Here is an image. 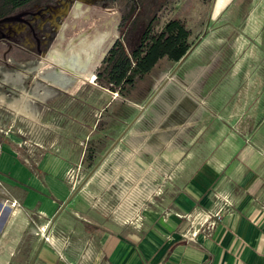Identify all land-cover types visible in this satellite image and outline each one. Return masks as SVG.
<instances>
[{
    "label": "rangeland",
    "instance_id": "rangeland-1",
    "mask_svg": "<svg viewBox=\"0 0 264 264\" xmlns=\"http://www.w3.org/2000/svg\"><path fill=\"white\" fill-rule=\"evenodd\" d=\"M122 14L126 48L151 16L153 32L178 18L190 44L203 35L134 123V134L117 143L85 186L92 202L101 191L91 208L94 227L120 231L137 226L145 204L163 193L159 139L164 148L174 145L179 109L187 117L199 110L208 129L226 124L244 135L264 117V105L250 101L258 81L255 96L264 100V0H32L0 21V180L64 201L68 185L72 191L135 114L137 107L119 106L121 97L93 79L116 33L121 40ZM80 18L92 26L70 38ZM174 65L160 59L129 100L141 105ZM210 98L212 105L203 102ZM219 98L223 104L215 105ZM231 115L240 121L231 122ZM49 156L66 160V167L45 164Z\"/></svg>",
    "mask_w": 264,
    "mask_h": 264
},
{
    "label": "crops",
    "instance_id": "crops-1",
    "mask_svg": "<svg viewBox=\"0 0 264 264\" xmlns=\"http://www.w3.org/2000/svg\"><path fill=\"white\" fill-rule=\"evenodd\" d=\"M251 88L256 98L250 101L263 106L264 100L255 96L261 89L259 81ZM155 96L118 142L134 134V123L149 110ZM206 100V104L214 102ZM221 100L215 99V105L223 104ZM118 104L137 106L125 98ZM180 111L176 128L173 116L174 145L167 143L164 148L163 137L159 139L157 169L163 193L145 204L137 226L121 231L94 227L91 208L101 191L94 202V195L84 193L92 176L67 203L68 211H63L66 205L56 216L32 264H264V117L244 135L226 124L214 131L206 128L199 110L189 118ZM239 117L242 121L243 115ZM239 117L231 115V122ZM229 119L227 115L225 121ZM195 123L202 125L194 127ZM46 160L53 168L66 167L64 159L49 156ZM70 193L68 185L65 195ZM63 199L37 194L12 178L0 180V264L29 263L40 240V227L45 230ZM217 210L220 217L214 225L199 228L204 214ZM119 216L123 218L124 212ZM189 232L192 239L184 235Z\"/></svg>",
    "mask_w": 264,
    "mask_h": 264
},
{
    "label": "trees",
    "instance_id": "trees-1",
    "mask_svg": "<svg viewBox=\"0 0 264 264\" xmlns=\"http://www.w3.org/2000/svg\"><path fill=\"white\" fill-rule=\"evenodd\" d=\"M30 1L32 0H0V18L11 15ZM127 18V14H122L119 23L121 40L114 42L101 63L98 67L96 66L94 80L100 87L116 92L122 98L129 100L130 92L136 82L148 74L160 59L164 58L171 63H176L190 43L187 40L189 30L183 26L181 20L169 18L162 23L158 31L153 32L154 16H151L136 43L126 48L121 25ZM91 26L90 21L78 19L70 38L88 31Z\"/></svg>",
    "mask_w": 264,
    "mask_h": 264
},
{
    "label": "water",
    "instance_id": "water-1",
    "mask_svg": "<svg viewBox=\"0 0 264 264\" xmlns=\"http://www.w3.org/2000/svg\"><path fill=\"white\" fill-rule=\"evenodd\" d=\"M8 16H4L2 18H0L1 20L6 19ZM118 19H117V25H118ZM115 26V31H116V27ZM203 35V34H202ZM202 35L200 37H198L192 44H190V46L187 48V50L183 53V55L176 61L175 65L173 66V68L167 73V75H165V77L162 79V81L158 84V86L152 91V93L147 97V99L141 104V105H135V107H137V112L136 114L130 119V121L125 125V127L122 129V131L118 134V136L113 140V142L106 148V150L103 152V154L98 158V160L93 164V166L90 168V170L86 173V175L83 177V179L76 185V187H74V189L71 191V193L69 194V196L67 197V199H65L61 205L58 207V209L55 211V213L52 215L51 219L48 221L45 230L42 231L41 235H40V240L39 243L35 249V251L33 252L31 259L29 260L28 264H32L33 260L41 246V244L45 241V239H47L48 237V233L49 230L51 228V225L54 221V219L56 218V216L60 213V211L63 210V208L67 205V203L76 195L77 192H79L81 190V188L85 185V183L88 181V179L93 175V173L97 170V168L101 165V163L103 162V160L108 156V154L110 153V151L114 148V146L117 144V142L119 141V139L122 137V135L129 129V127L131 126V124L137 119V117L139 116V114L144 110V108L149 104V102L153 99V97L157 94V92L162 88V86L168 81L169 78H171L172 74L175 72V70L180 66V64L186 59V57L192 52V50L195 48V46L197 45V43L199 42L200 38L202 37ZM118 33H116V37L111 41L110 45L107 47V49L105 50V52L103 53V55L101 56L98 65L101 63V61L103 60L104 56L106 55V53L108 52V50L111 48V46L114 44V42L116 40H118ZM97 65V66H98ZM96 70V67L94 69V71ZM94 77L93 79H95V73L93 74Z\"/></svg>",
    "mask_w": 264,
    "mask_h": 264
},
{
    "label": "built area",
    "instance_id": "built-area-1",
    "mask_svg": "<svg viewBox=\"0 0 264 264\" xmlns=\"http://www.w3.org/2000/svg\"><path fill=\"white\" fill-rule=\"evenodd\" d=\"M219 211H208L204 214L203 222L199 224V228L205 226L206 228H210L214 225L215 221L219 219ZM199 228L197 230H199ZM186 238L192 239V233L189 232L188 235L184 234Z\"/></svg>",
    "mask_w": 264,
    "mask_h": 264
},
{
    "label": "bare ground",
    "instance_id": "bare-ground-1",
    "mask_svg": "<svg viewBox=\"0 0 264 264\" xmlns=\"http://www.w3.org/2000/svg\"><path fill=\"white\" fill-rule=\"evenodd\" d=\"M26 115H28V114H26ZM29 117H30V116H29ZM105 159H106V158H105ZM105 159H104V160H105ZM104 160H103V161H104ZM101 164H102V163H101ZM98 168H99V167H98ZM98 168H97V169H98ZM95 172H96V171H95ZM95 172H94V173H95ZM94 173H93V175H94ZM93 175H92V176H93ZM92 176H91V177H92ZM91 177H90V178H91ZM90 178H89V179H90ZM89 179H88V180H89ZM87 182H88V181H87ZM87 182H86V183H87ZM86 183H85V184H86ZM83 187H84V186H83ZM83 187H82V188H83ZM82 188H81V189H82ZM42 228H43V227H41V230L43 231Z\"/></svg>",
    "mask_w": 264,
    "mask_h": 264
},
{
    "label": "flooded vegetation",
    "instance_id": "flooded-vegetation-1",
    "mask_svg": "<svg viewBox=\"0 0 264 264\" xmlns=\"http://www.w3.org/2000/svg\"><path fill=\"white\" fill-rule=\"evenodd\" d=\"M22 8H23V7H22ZM20 9H21V8H20ZM9 16H10V15H9ZM113 95L117 96L118 94H117V93H114ZM119 97H121V96H119ZM121 98H122V97H121ZM115 138H116V137H115ZM112 142H113V141H112ZM112 142H111V143H112ZM111 143H110V144H111ZM103 162H104V161H103ZM103 162H102V163H103Z\"/></svg>",
    "mask_w": 264,
    "mask_h": 264
}]
</instances>
